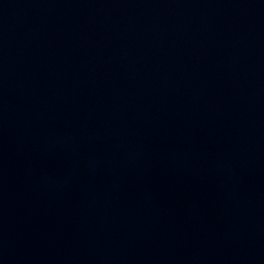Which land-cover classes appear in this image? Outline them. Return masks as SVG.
<instances>
[{
  "label": "water",
  "instance_id": "1",
  "mask_svg": "<svg viewBox=\"0 0 264 264\" xmlns=\"http://www.w3.org/2000/svg\"><path fill=\"white\" fill-rule=\"evenodd\" d=\"M0 264H264V0H0Z\"/></svg>",
  "mask_w": 264,
  "mask_h": 264
}]
</instances>
